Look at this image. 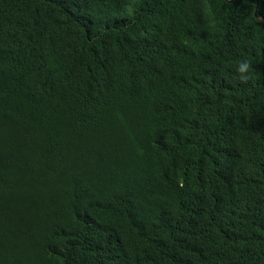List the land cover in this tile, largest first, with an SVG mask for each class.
I'll list each match as a JSON object with an SVG mask.
<instances>
[{
  "label": "trees",
  "instance_id": "trees-1",
  "mask_svg": "<svg viewBox=\"0 0 264 264\" xmlns=\"http://www.w3.org/2000/svg\"><path fill=\"white\" fill-rule=\"evenodd\" d=\"M0 264H264V0H0Z\"/></svg>",
  "mask_w": 264,
  "mask_h": 264
},
{
  "label": "clouds",
  "instance_id": "clouds-1",
  "mask_svg": "<svg viewBox=\"0 0 264 264\" xmlns=\"http://www.w3.org/2000/svg\"><path fill=\"white\" fill-rule=\"evenodd\" d=\"M251 65L247 61H242L239 65V72L241 73L240 79L244 82H246L248 79H250V75L248 73L250 72Z\"/></svg>",
  "mask_w": 264,
  "mask_h": 264
}]
</instances>
